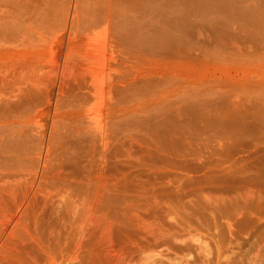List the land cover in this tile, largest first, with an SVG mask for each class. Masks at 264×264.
<instances>
[{
  "label": "bare ground",
  "instance_id": "bare-ground-1",
  "mask_svg": "<svg viewBox=\"0 0 264 264\" xmlns=\"http://www.w3.org/2000/svg\"><path fill=\"white\" fill-rule=\"evenodd\" d=\"M0 2V264H264V0Z\"/></svg>",
  "mask_w": 264,
  "mask_h": 264
},
{
  "label": "rangeland",
  "instance_id": "rangeland-1",
  "mask_svg": "<svg viewBox=\"0 0 264 264\" xmlns=\"http://www.w3.org/2000/svg\"><path fill=\"white\" fill-rule=\"evenodd\" d=\"M2 3V4H1ZM2 5H3V2H0V13H1V11H2V15L3 14H5L6 12L4 11L5 9H4V7H2ZM220 15V14H219ZM219 15L218 14H216V13H214V14H212V13H210L209 15H204V23H203V25H200V27L199 26H197L196 24L195 25H192L193 23H191V24H189V30H188V32H187V52H188V66H189V71H190V73L191 74H193V75H207V74H216V75H218V74H223V73H231V74H242V75H246V76H248V74L250 75V74H252V67L254 66V64H255V61H253L254 62V64L253 63H251V61H247L248 62V64H249V62L251 63V64H247V63H245L244 62V64H241V67H238V63H234V62H232L233 60H228V59H225L227 56H225L226 54H224V52H221V51H219L220 49H217V48H219L218 47V45L220 44L219 43V39H212V35H211V33L213 34V36H214V34H218L219 35V32H218V29H216L215 28V25L216 24H218V22H219ZM1 16V15H0ZM222 16H220V18H221ZM3 20V21H2ZM2 20H0V23L2 24L3 23V25H5V23H4V21L6 22V20L5 19H3L2 18ZM9 21V20H8ZM2 25V27L3 28H7L8 30L10 29V28H8L9 26H7V27H4ZM11 26V25H10ZM0 27H1V25H0ZM211 27H213V28H211ZM227 27L228 28H230L231 29V27H229V25L227 24ZM228 28H226V27H224V26H222V29H223V31H224V34L226 33V31L225 30H227V33L229 34V30H228ZM2 28H0V34H1V36L2 35H4L5 33H4V29H2ZM8 30H5V31H8ZM7 33V32H6ZM226 33V34H227ZM214 43V47H213V44ZM157 44H159V43H156V45H154V47L156 48V52H159V50L161 49V45L160 46H158ZM218 44V45H217ZM157 46V47H156ZM158 47H160V48H158ZM217 47V48H216ZM155 48H154V50H155ZM158 48V49H157ZM215 49V50H214ZM216 49H217V51H216ZM158 50V51H157ZM223 50V49H222ZM221 52V53H220ZM222 53L224 54V55H222ZM17 54V53H16ZM219 54H221L222 56H220ZM18 55V54H17ZM224 56H225V58H224ZM229 58V57H228ZM239 62V61H238ZM241 63V62H240ZM246 64V65H245ZM260 64V63H259ZM259 64H258V62L256 63V65L254 66V68L256 67H259ZM242 65H245L246 66V68H244L245 70L244 71H242L240 68H242V67H245V66H242ZM252 65V67H250ZM253 68V69H254ZM249 69V70H248ZM255 70V69H254ZM246 71V72H245ZM249 71H251L250 73H248ZM198 98H195V100H196V104H194L195 103V100H192V98H191V102L192 101H194V102H192L193 104H191V102H190V104L191 105H193V106H191V105H189L188 106V111H189V113L188 114H190L191 113V111H193V109L191 108V107H195V105L196 106H199L201 109H203L204 111H205V107H206V109H208V107L211 105V103H209L208 104V102H210V101H207V100H205L204 102L202 101V98L200 99H198ZM210 99V98H209ZM190 101V100H189ZM198 101H201L202 102V106H203V104H205L206 103V105L208 106H206V105H204L205 107H203L202 108V106H200L198 103ZM200 102V103H201ZM198 104V105H197ZM212 106H214V105H212ZM212 106H210L211 108H212ZM199 107H197V109H200ZM209 107V108H210ZM191 108V109H190ZM195 109V108H194ZM203 110H197V112H196V110H194L195 111V115L196 114H198L199 112V114H198V116H200V118L198 117H193L194 115L193 114H191V115H193L192 117H191V115L189 116V117H191L190 119H188L189 120V122L188 123H190V122H192V120H194V122L189 126V124H188V127H190V129H187L188 130V132H189V130L191 131V128H192V130L194 131V128H193V125L194 126H197L199 129L201 128V126H203L202 125V123H204V122H202V123H200V121L201 120H199V119H202V118H204L205 117V115H206V117H207V114H204L203 115ZM193 111V112H194ZM205 113V112H204ZM188 114H187V116H188ZM202 114V115H201ZM203 116V117H202ZM206 117L204 118V119H202L203 121H209V123L211 122V119H213V116H212V114H211V116L210 115H208V117L210 118V117H212L210 120H209V118L207 117V119H206ZM195 118V119H194ZM196 118H197V120L198 121H196ZM43 121L44 120H41V122L43 123ZM38 122V121H37ZM195 122H199V124H200V126H199V124H197V123H195ZM248 122H252L253 123V121L252 120H250L249 121V119H248ZM247 122V123H248ZM208 123V126H205L206 127V129H205V127L203 126V128H204V130L203 129H201L200 130V132L203 134L204 132H206V135H209V136H213V134L215 133V131H217V132H219L220 131V129L221 128H218L217 127V130L216 129H214V128H216V126H213V127H211V126H209L210 124ZM196 124V125H195ZM205 125H207L206 124V122H205ZM249 125V126H248ZM248 125L246 124L245 126L247 127L248 126V128L249 127H251L250 125H251V123H248ZM196 127V128H197ZM207 127L209 128H212V133H213V129L215 130L214 131V133L212 134L211 133V129L209 130V134H207ZM246 127H245V129H246ZM196 128H195V130H196ZM236 129L238 128L237 126L235 127ZM224 129V128H223ZM228 128H226V130H227ZM253 130V128H250V130ZM187 130H186V133H188L187 132ZM243 130H244V128H243ZM248 131V129H246V131H248V132H251V131ZM255 130H257V129H255ZM197 131V132H196ZM196 131H194V132H189L190 134H194L195 132H196V134L198 133L199 134V132H198V130H196ZM221 131H222V129H221ZM220 131V132H221ZM245 131V130H244ZM216 132V133H217ZM219 132V133H220ZM188 133V134H189ZM199 134L200 136L202 135V134ZM218 133V134H219ZM205 134V133H204ZM212 134V135H211ZM259 133L257 132V134H254V135H258ZM206 135H203L202 137H209V136H206ZM190 136V139H191V136H193V135H188V137ZM193 137H195V139L196 140H199L198 139V137L195 135V136H193ZM193 137H192V140H193ZM197 137V138H196ZM199 138H201V137H199ZM250 138H249V136H248V140H249ZM195 141V140H194ZM246 247H248V249L246 248ZM246 251H247V253H245L246 254V256H249V255H252L251 253H253V250H254V248H253V245H246ZM250 247V248H249Z\"/></svg>",
  "mask_w": 264,
  "mask_h": 264
}]
</instances>
